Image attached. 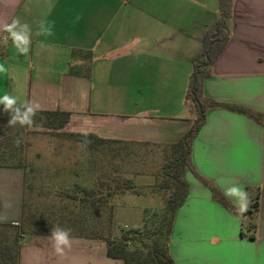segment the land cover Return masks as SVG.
<instances>
[{
	"label": "crops",
	"instance_id": "1",
	"mask_svg": "<svg viewBox=\"0 0 264 264\" xmlns=\"http://www.w3.org/2000/svg\"><path fill=\"white\" fill-rule=\"evenodd\" d=\"M17 17L31 27L30 51L21 55L8 39L0 97H16L17 107L31 102L36 113H68L52 128L72 152L61 171L87 178L55 192L93 193L90 208L138 229L147 210L166 208L186 182L169 245L175 264H264V0H234L229 39L204 83L206 97L254 116L209 109L184 170L175 145L197 117L185 94L219 0H0L1 41ZM41 22L51 36L38 34ZM25 179L23 167L0 164L1 227L21 225ZM233 185L247 193L244 212L224 195ZM243 222L254 226L245 235ZM20 236L19 264H124L101 239L70 235L61 259L51 233Z\"/></svg>",
	"mask_w": 264,
	"mask_h": 264
},
{
	"label": "trees",
	"instance_id": "2",
	"mask_svg": "<svg viewBox=\"0 0 264 264\" xmlns=\"http://www.w3.org/2000/svg\"><path fill=\"white\" fill-rule=\"evenodd\" d=\"M233 4L234 0H219V18L207 31L202 51L194 60L185 101L194 104L197 117L191 129L175 145L182 149L179 167L183 170L186 167L192 168L190 161L191 146L206 121V113L209 109L224 108L244 113L251 117L254 116L253 112L247 108L218 103L206 97L204 93V83L212 75V65L229 39L228 22L232 16ZM6 55V44H0V59L6 57ZM0 108H4V105H0ZM34 117L39 118L41 124L48 128H61L69 120V114L65 112L36 113ZM1 124L4 123L0 120V126ZM33 125L38 126L37 120H34ZM79 137L97 139L93 135H81ZM197 177L205 184L210 185L209 182L200 176ZM211 189L214 198L219 203L233 212L236 211L221 192L213 186H211ZM187 195L188 185L184 182L179 187L178 193L171 197L166 208L147 210L144 225L151 224V229L126 230L120 237H113L112 210H93V208L89 207V205L91 206L89 200L93 199L94 194L75 192L73 196L71 195V198L74 201L80 198V201L78 203L75 202V210L67 214L69 221L66 224L75 232L73 233L74 235L103 240L107 247L108 257L122 260L124 264H175L169 252L171 232L176 212L184 203ZM99 214L101 215L100 218H94L95 215L98 216ZM97 226L100 229L98 228L97 230ZM253 228V224L246 225V230L244 231L243 228L242 235H245L244 232L251 231ZM99 230L101 231L100 233H98ZM135 237H138L143 246L140 249L135 248L133 250L135 242L138 241ZM0 264H19V244L17 241L10 246L8 244L2 245L0 241Z\"/></svg>",
	"mask_w": 264,
	"mask_h": 264
},
{
	"label": "rangeland",
	"instance_id": "3",
	"mask_svg": "<svg viewBox=\"0 0 264 264\" xmlns=\"http://www.w3.org/2000/svg\"><path fill=\"white\" fill-rule=\"evenodd\" d=\"M0 44L5 45L1 40ZM10 119L11 114L0 108V120L4 123L0 126V164L23 167L26 179L22 223L14 227L0 226L2 245L10 246L15 241L19 242L22 234L51 233L54 226L68 229L70 235H74L75 232L66 224L69 221L67 214L75 210L74 204L68 206L69 203H64L65 196H73L74 193L55 192V189L83 183L87 178L62 173L61 169L69 163V154H72L69 145L65 144L66 138L48 127L21 126L19 123L9 126ZM33 120L39 118L33 117ZM17 140L20 141L19 145ZM246 225V222H243L244 231ZM131 227L133 226L128 224H114L112 233L121 236L128 229L152 228L149 223L137 226L140 227L138 229ZM98 228L97 226L96 229ZM100 232L99 230L98 233ZM135 238L138 241L135 242L133 250L143 246L138 237Z\"/></svg>",
	"mask_w": 264,
	"mask_h": 264
},
{
	"label": "clouds",
	"instance_id": "4",
	"mask_svg": "<svg viewBox=\"0 0 264 264\" xmlns=\"http://www.w3.org/2000/svg\"><path fill=\"white\" fill-rule=\"evenodd\" d=\"M42 23L41 31L38 34L51 36L52 29L51 26L43 27ZM3 31L8 35L3 38V43L7 44L10 38L15 45L17 51L21 55L27 56L30 51L31 43V27L27 23H22L20 18H14L10 24H5ZM0 72H6L3 64H0ZM0 104L4 105V111L11 114V119L8 122L9 126H14L19 123L21 126L28 125L32 126L34 123L33 117L38 110V106L33 107L31 102H25L21 106L17 107V98L5 94L0 97ZM17 145L20 141L17 140ZM226 197L236 198L241 201L239 204V211L244 212L247 208V193L238 185H233L224 191ZM50 239L52 241V248L54 254L61 259L65 258V249L71 248V237L70 230L61 228L59 226H54L51 230Z\"/></svg>",
	"mask_w": 264,
	"mask_h": 264
}]
</instances>
